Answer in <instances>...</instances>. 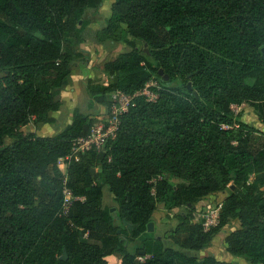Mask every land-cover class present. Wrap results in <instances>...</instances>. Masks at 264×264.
I'll list each match as a JSON object with an SVG mask.
<instances>
[{
    "label": "trees",
    "instance_id": "trees-1",
    "mask_svg": "<svg viewBox=\"0 0 264 264\" xmlns=\"http://www.w3.org/2000/svg\"><path fill=\"white\" fill-rule=\"evenodd\" d=\"M105 1L0 0V264H109L115 255L121 264H240L197 255L233 221L240 229L227 252L264 264V140L254 149V129L231 109L252 107L264 123V0H114L106 28L94 31L85 17ZM123 25L129 50L104 65L105 81L90 82L88 95L108 110L115 91L134 95L154 79L163 90L156 102L135 99L103 151L70 161L67 185L84 201L69 223L57 216L59 162L97 115L76 109L59 134L38 133L55 125L75 63L87 58L78 49L116 44ZM29 125L35 133L21 130ZM216 193L228 196L220 224L205 232L192 215ZM160 205L181 209L168 243L142 239Z\"/></svg>",
    "mask_w": 264,
    "mask_h": 264
},
{
    "label": "rangeland",
    "instance_id": "rangeland-1",
    "mask_svg": "<svg viewBox=\"0 0 264 264\" xmlns=\"http://www.w3.org/2000/svg\"><path fill=\"white\" fill-rule=\"evenodd\" d=\"M114 0H106L102 7L100 8L97 15H92L93 11H89L85 17V20L90 22V28L94 31H100L106 28L108 21L111 17L112 4ZM121 31L118 32L117 37L120 39L119 42L112 45L107 42L104 45H98L96 49L98 52H95L89 44H85L79 48V51H83L87 57L84 61H77L71 76V82L75 80L76 85H74V98L72 101L68 98L65 101V105L60 109V111L52 114L55 118V125L50 126L49 130H42L38 135L40 137H53L59 132L66 128V125L70 122L73 117V112L76 109H79L84 114L90 116H96L97 118L106 115L107 109L104 106L98 104L93 98H91L87 93V85L92 82L95 84L103 83L105 77L102 76L104 73V65L110 61L112 58L118 57L121 53L129 50V37L126 34L127 27L122 26ZM137 46L142 49L143 46L140 42L135 41ZM93 47V48H92ZM2 74L0 73V79ZM159 81V80H158ZM160 82V81H159ZM247 83L253 85L254 80H247ZM70 91V92H69ZM66 92L73 95L70 88H67ZM75 100V101H74ZM238 111L237 116L240 117L241 121L253 128L255 134L253 136V148L257 149L264 140V123L260 118L254 113L252 107L241 106L236 108ZM25 134L32 133L35 129L33 125L30 127H24L21 129ZM7 142H11L10 139H6ZM65 169V167H63ZM174 185L177 184V181L173 180ZM105 203L108 204L110 196L107 192ZM227 193H216L208 198L202 199L195 208V211L192 215L194 222H199L202 219V215L208 211L216 209L223 204V201L227 198ZM181 209L174 208L168 210L164 208L163 205L158 207L157 212L152 217V222L154 223L153 231L146 233L142 239H156L161 238L163 241L168 243L169 237L174 229L178 226V222L175 219V216L180 212ZM240 229V223L238 221H233L230 225L224 228L221 233L214 239V241L206 249L199 252L197 255L200 259H205L208 257H214L219 261H225L229 263H240L244 264V260L236 257H232L227 252L226 238L232 232ZM141 247V240L137 241L134 244L129 245V250L135 252L137 248ZM143 252H140L142 254ZM111 264H120L121 257L115 255L110 257ZM145 261V258H143Z\"/></svg>",
    "mask_w": 264,
    "mask_h": 264
},
{
    "label": "built area",
    "instance_id": "built-area-1",
    "mask_svg": "<svg viewBox=\"0 0 264 264\" xmlns=\"http://www.w3.org/2000/svg\"><path fill=\"white\" fill-rule=\"evenodd\" d=\"M162 90L163 87L159 81L154 79L134 95H128L123 91H115L109 95L110 108L107 110V113H105L106 115H103L98 120V125L93 128L88 137L74 140L72 154L66 158H62L59 162V168L66 177V180L63 187L64 201L57 216L64 218L71 223L69 217L72 206L77 201H84V198L75 197L73 191L67 185L68 166L70 161L73 158H78L80 155H84L94 150L97 152L103 151L111 141H114L117 138L121 128L122 118L130 111L134 105L135 99L138 97H144L149 102H156L159 99V92ZM241 106L244 105H232L231 109L234 112L235 117H237L238 114L236 108ZM239 128L240 125L238 123L233 127L228 125L222 126L223 130H237ZM63 167H65V169H63ZM221 209L222 205L202 215V219L199 220L198 223H201L205 232L210 231L212 228H215L220 224ZM140 260L144 261L143 258H140Z\"/></svg>",
    "mask_w": 264,
    "mask_h": 264
},
{
    "label": "crops",
    "instance_id": "crops-1",
    "mask_svg": "<svg viewBox=\"0 0 264 264\" xmlns=\"http://www.w3.org/2000/svg\"><path fill=\"white\" fill-rule=\"evenodd\" d=\"M102 76H104L105 77V73H103L102 74ZM74 85H76V82H75V80L73 81V82H70L69 83V85L68 86H66L65 88H64V90H63V93H62V101H63V106L65 105V101L69 98L71 101L73 100V99H75L74 98ZM67 88H70V90H71V92L73 93V95H70V91L67 93L66 92V90H67ZM75 101V100H74ZM62 106V107H63ZM101 117H99V118H97L98 120L100 119ZM72 119H73V117H72ZM72 119L70 120V122L66 125V127L71 123V121H72ZM31 125H29V127H30ZM50 129V125H48V126H46L45 128H44V130H49ZM33 132L32 133H35L36 131H34V130H32ZM63 131V130H62ZM61 131V132H62ZM42 132V131H41ZM40 133V132H39ZM60 133V132H59ZM58 133V134H59ZM110 257L107 259V261H108V263L109 264H111L110 263ZM120 264H121V260H120Z\"/></svg>",
    "mask_w": 264,
    "mask_h": 264
},
{
    "label": "water",
    "instance_id": "water-1",
    "mask_svg": "<svg viewBox=\"0 0 264 264\" xmlns=\"http://www.w3.org/2000/svg\"><path fill=\"white\" fill-rule=\"evenodd\" d=\"M263 54H264V49H263ZM160 76L161 77H164L165 81H168L169 80V77L167 75L164 76V72L163 70L160 71ZM189 89L192 90V85L191 83L188 85ZM153 228H154V223L151 222L149 225H148V231L151 232L153 231ZM142 255H145V253H142ZM68 259V256H67V253L65 252L64 256L62 257V260L66 261Z\"/></svg>",
    "mask_w": 264,
    "mask_h": 264
}]
</instances>
